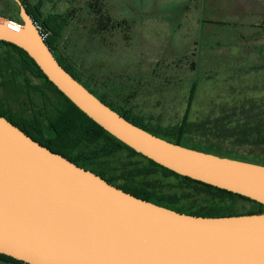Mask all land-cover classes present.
<instances>
[{
    "label": "water",
    "instance_id": "water-1",
    "mask_svg": "<svg viewBox=\"0 0 264 264\" xmlns=\"http://www.w3.org/2000/svg\"><path fill=\"white\" fill-rule=\"evenodd\" d=\"M0 41L23 49L109 134L174 173L264 205V165L155 136L67 72L21 0ZM0 254L26 264H264V213L202 217L140 199L79 167L0 115Z\"/></svg>",
    "mask_w": 264,
    "mask_h": 264
},
{
    "label": "rangeland",
    "instance_id": "rangeland-1",
    "mask_svg": "<svg viewBox=\"0 0 264 264\" xmlns=\"http://www.w3.org/2000/svg\"><path fill=\"white\" fill-rule=\"evenodd\" d=\"M203 2L44 0L43 12L71 15L59 53L81 71L97 97L106 95L113 106L124 103L134 115L157 125L178 126L196 81L190 114L194 125L185 142L264 160V144H250L245 137L249 126L257 124L255 139L264 138V0ZM0 14L18 18L10 0H0ZM11 100L20 114H30L34 104L43 112L42 95L31 98L23 86ZM224 115L230 116L225 126L235 130L230 137L212 130L211 120ZM99 162L120 181L150 182L160 194L175 196L181 206L213 204L211 192L163 171H148L150 163L127 150L101 156ZM233 204L240 211L255 208L240 198Z\"/></svg>",
    "mask_w": 264,
    "mask_h": 264
},
{
    "label": "trees",
    "instance_id": "trees-1",
    "mask_svg": "<svg viewBox=\"0 0 264 264\" xmlns=\"http://www.w3.org/2000/svg\"><path fill=\"white\" fill-rule=\"evenodd\" d=\"M10 1L18 13V18H9L3 14H0V16L12 19L16 22H22L19 7L14 0ZM21 1L25 5L27 12L33 18L34 22L41 26L48 34L45 41L52 52L59 50L60 42L71 24V15L58 13L46 15L43 12L44 0ZM56 59L67 72L83 84L81 71L77 70L72 62L67 61L63 55H61V58ZM0 74L3 76L2 81H0V90L4 92L0 95L1 116L5 117L9 122L20 128L42 146L47 147L54 153L61 154L79 167L96 173L117 188L156 205L195 216L226 217L264 213V205L256 201L178 175L135 152L133 149L109 134L71 102L51 81H49L28 53L23 49L4 41H0ZM22 74H25V79L22 84H20L19 78ZM30 75L44 80V83L42 85L33 84ZM19 86H23L28 96L31 98L37 93L42 95L44 102L42 113V109L38 104H34L30 114H20L16 111V108L13 107L16 103L13 102L11 98L12 93L16 91ZM197 89L198 83L194 81L189 92L185 113L178 126L163 127L155 124L152 119L147 120L145 117L133 115L130 110L122 111L120 109L109 107L136 126L174 144H179L207 153H213L221 157H229L264 165V160L261 159L225 154L218 150H210L185 142L187 133L191 131L194 125L190 122V114ZM228 117L230 116L224 115L215 120H211L214 125L212 130L218 135L221 134L222 136L230 137V132H234L235 130H230L225 126L224 119H227ZM248 117L249 116L246 118ZM238 127L239 125L234 129ZM242 127L245 128L244 126ZM259 129L260 127H258L257 124H254L250 125L246 132L245 129L243 130L247 142L254 145L264 144V138L255 139V134L259 132ZM120 150H127L130 153L147 160L151 165L148 171H163L166 175H171L183 180L185 184H192L196 188H202L205 191L211 192L210 194L213 197V204L205 208H196L194 206L185 207L179 205L175 196L171 194H160L157 186L150 182H144V185H141L128 179L120 181L119 176L110 173L108 166L99 162L101 156H110ZM236 198L255 204V208L247 211H240L233 204V201ZM0 261L6 264H26L2 254H0Z\"/></svg>",
    "mask_w": 264,
    "mask_h": 264
},
{
    "label": "flooded vegetation",
    "instance_id": "flooded-vegetation-1",
    "mask_svg": "<svg viewBox=\"0 0 264 264\" xmlns=\"http://www.w3.org/2000/svg\"><path fill=\"white\" fill-rule=\"evenodd\" d=\"M54 52V54H55V56H56V58H61V54L59 53V50H56V51H53ZM27 75V74H26ZM30 77H31V79H32V81L34 82L35 80L36 81H38L37 82V84H35V85H42L44 82V80H42V79H40V78H36V77H34V76H32V75H30ZM21 78L24 80L25 79V74H22L21 76H20V80H21ZM2 79H3V76H2V74H0V81H2ZM23 80H22V82H23ZM82 80H83V78H82ZM35 81V82H36ZM86 87H87V89L90 91V92H92L95 96H96V94L89 88V86H88V84L86 83V82H84V80H83V82H82ZM34 84V83H33ZM102 96V97H101ZM105 96L106 95H104V94H102V95H100V97L98 96V98L102 101V102H104L106 105H108V106H110V107H112L113 109H120V110H122V111H131L132 112V114L134 115V113H133V108L132 107H129V106H125V104L123 103V104H121V105H118V106H113L111 103L109 104V102H108V100H107V98H105ZM145 119H147V118H145ZM148 120V119H147ZM141 155V154H140Z\"/></svg>",
    "mask_w": 264,
    "mask_h": 264
},
{
    "label": "built area",
    "instance_id": "built-area-1",
    "mask_svg": "<svg viewBox=\"0 0 264 264\" xmlns=\"http://www.w3.org/2000/svg\"><path fill=\"white\" fill-rule=\"evenodd\" d=\"M36 25H37V28L39 29L43 39L46 40V38L48 37V34L42 29L41 26H39L38 24H36Z\"/></svg>",
    "mask_w": 264,
    "mask_h": 264
},
{
    "label": "crops",
    "instance_id": "crops-1",
    "mask_svg": "<svg viewBox=\"0 0 264 264\" xmlns=\"http://www.w3.org/2000/svg\"><path fill=\"white\" fill-rule=\"evenodd\" d=\"M206 2H208V0H204L203 4H205Z\"/></svg>",
    "mask_w": 264,
    "mask_h": 264
}]
</instances>
